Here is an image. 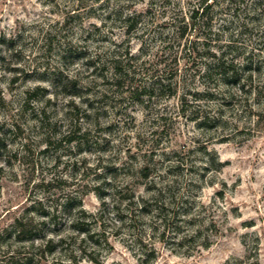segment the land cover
Wrapping results in <instances>:
<instances>
[{
	"label": "rangeland",
	"instance_id": "obj_1",
	"mask_svg": "<svg viewBox=\"0 0 264 264\" xmlns=\"http://www.w3.org/2000/svg\"><path fill=\"white\" fill-rule=\"evenodd\" d=\"M0 264H264V0H0Z\"/></svg>",
	"mask_w": 264,
	"mask_h": 264
},
{
	"label": "trees",
	"instance_id": "obj_2",
	"mask_svg": "<svg viewBox=\"0 0 264 264\" xmlns=\"http://www.w3.org/2000/svg\"><path fill=\"white\" fill-rule=\"evenodd\" d=\"M81 230H83V229H81Z\"/></svg>",
	"mask_w": 264,
	"mask_h": 264
}]
</instances>
